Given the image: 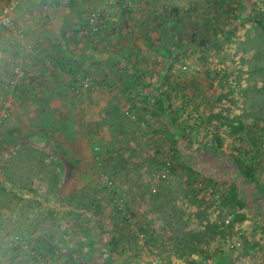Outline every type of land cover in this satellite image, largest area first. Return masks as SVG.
<instances>
[{
    "label": "rangeland",
    "instance_id": "obj_1",
    "mask_svg": "<svg viewBox=\"0 0 264 264\" xmlns=\"http://www.w3.org/2000/svg\"><path fill=\"white\" fill-rule=\"evenodd\" d=\"M70 4L45 16L82 37L76 80L21 83L5 30L36 18L0 31V264H264V0Z\"/></svg>",
    "mask_w": 264,
    "mask_h": 264
},
{
    "label": "crops",
    "instance_id": "obj_2",
    "mask_svg": "<svg viewBox=\"0 0 264 264\" xmlns=\"http://www.w3.org/2000/svg\"><path fill=\"white\" fill-rule=\"evenodd\" d=\"M49 1H53V0H23L20 3V6H17L16 12L13 13L14 18L15 16H18L20 14H25L27 18L28 17L36 18V21L28 24H24V23L15 24L10 28H8L7 30H5V33H8V36L11 37V35L19 34L20 36L17 35V37L19 36L22 37L23 39L24 45L21 48V54L22 56H24V58H19L17 59L16 62L22 63L23 65V69L25 70L24 73L25 76L24 78L22 77L21 83L24 82L26 83V85L27 82H30L31 84L30 80L34 81V79H37L38 77L40 79L49 78V80H51L52 82L58 81V79H60L59 77L61 73H64L63 77H65L66 80L68 79L69 81H73L76 80V78H78L80 67L83 66L81 62L72 61L71 59L72 56H76V57L79 56V54L77 55L75 52H72V50L73 49L76 50L75 48H77V46L80 47L81 44L84 45L83 41L81 40L82 37L81 36L76 37L73 34L74 35L73 42L69 41L67 43V41H65L60 36L62 32L61 30H63V26L61 28L60 25H56L54 19L50 20L49 22L48 17H46L47 15H51L50 18H52L54 16V10L59 7L61 13H64L63 10L65 8H68L67 9L68 11L70 9L71 0H58L55 1L54 4H49ZM72 8L76 15L80 14L81 8H78L75 5L72 6ZM82 28H84V26L79 24V26L74 27V30L78 32V30L81 31ZM43 32L48 33L49 36H55V39L58 38L57 35L60 36L58 39L59 41L52 40L51 42H44L43 44V37H44ZM56 48L59 49L60 51L63 50L65 51L64 59L57 58L58 55L56 54ZM39 51L43 52L41 53L42 55L45 52L44 57L46 58L42 56L41 57L38 56ZM19 52L20 51H18V53ZM31 55L33 58H35V61H37V63L39 64H35L34 60L31 61L27 60V58L31 57ZM84 63H87V65H89V60L86 59V62L84 61ZM38 68H39V73L32 74V72L36 71ZM53 86H54L53 88H56L57 84L54 83ZM29 87L30 85H28V88ZM67 88H69V91L75 90V87L73 88L72 86ZM46 90L47 89H44L43 91ZM57 91H60V89H58Z\"/></svg>",
    "mask_w": 264,
    "mask_h": 264
},
{
    "label": "trees",
    "instance_id": "obj_3",
    "mask_svg": "<svg viewBox=\"0 0 264 264\" xmlns=\"http://www.w3.org/2000/svg\"><path fill=\"white\" fill-rule=\"evenodd\" d=\"M100 13V12H99ZM159 14V13H158ZM91 16V15H90ZM100 18H104V15H102L101 13H100ZM103 20V19H102ZM104 23H105V21H104ZM259 23L260 24H262V26L264 27V21H262V20H259ZM84 26V29H85V32H87V35H89L91 38H97V36H98V34L103 30V21H102V23L100 24V27H99V29L97 30V32L93 35V36H91L90 34H89V29L91 30V22H90V17H89V19L85 22V24L83 25ZM208 47V46H207ZM84 76V75H83ZM86 76V75H85ZM155 87H156V85H154ZM153 89H154V87H153ZM157 89V88H156ZM152 93H148V97H150V96H152V97H154L155 99H157V102H156V105H157V108H158V110H159V112H163V111H165L166 110V108H165V105H164V100H162V99H160V97L162 96H160L159 94H157V93H154V91H151ZM146 96V97H147ZM153 114H155L156 116L158 115L155 111L153 112ZM223 118H225V117H223ZM224 121H222V124H228L231 128H232V133H235V132H237L238 131V129H241L242 128V124H238V125H235L234 123H227V119H223ZM170 163V162H169ZM236 163H237V166H238V168L243 172V174L246 176V177H248V176H250V171H249V168H248V166L241 160V159H236ZM171 165V163L168 165V167ZM167 168V167H166ZM59 183V181H55V183H53L54 185H57ZM237 190V188L236 187H234L233 189H232V196L229 198V200L227 201V203L226 204H228V203H236V200H237V198H239L240 196H239V193H238V191H236ZM89 236V235H88ZM194 236H198V235H194ZM91 238V237H90ZM198 250V249H197ZM82 252V250H78L77 249V251L75 250V249H73L72 247L69 249V255L70 256H75V254L76 255H78L79 253H81ZM81 257H79V262H80V264H88V263H86L85 261H83L82 259H80Z\"/></svg>",
    "mask_w": 264,
    "mask_h": 264
},
{
    "label": "built area",
    "instance_id": "obj_4",
    "mask_svg": "<svg viewBox=\"0 0 264 264\" xmlns=\"http://www.w3.org/2000/svg\"><path fill=\"white\" fill-rule=\"evenodd\" d=\"M23 0H10L6 6L3 7V9L0 10V31L3 30L6 26H10L12 22V13L17 8V6L22 2ZM90 22H91V30L89 29V34L93 36L97 30L100 27V24L102 23V19L100 18V13L95 12L92 13L90 16ZM90 77L86 76L84 80L85 86H89L91 84ZM148 91H140L139 94L141 96H147ZM170 163H168L169 165ZM167 171H169V167H167Z\"/></svg>",
    "mask_w": 264,
    "mask_h": 264
}]
</instances>
